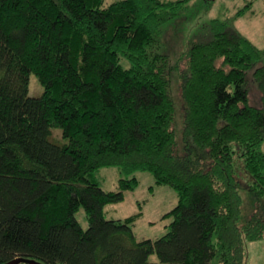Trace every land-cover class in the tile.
<instances>
[{
	"label": "trees",
	"instance_id": "obj_1",
	"mask_svg": "<svg viewBox=\"0 0 264 264\" xmlns=\"http://www.w3.org/2000/svg\"><path fill=\"white\" fill-rule=\"evenodd\" d=\"M190 2L0 0V264H245L248 242L264 239V47L232 25L253 0L187 22L177 51L169 32ZM104 166L118 168L116 190L96 178ZM139 170L177 196L155 239L135 235L140 212H103ZM242 174L255 199L244 221Z\"/></svg>",
	"mask_w": 264,
	"mask_h": 264
},
{
	"label": "rangeland",
	"instance_id": "obj_2",
	"mask_svg": "<svg viewBox=\"0 0 264 264\" xmlns=\"http://www.w3.org/2000/svg\"><path fill=\"white\" fill-rule=\"evenodd\" d=\"M249 0H191L185 15L187 16L178 22L169 32L170 44L174 50L182 49V37L185 35L183 27L187 22H192L193 26L206 23L214 17L230 18L237 8L242 7ZM192 18V20H189ZM189 24V23H187ZM232 25L247 36L255 45L264 47V1L253 0L250 10L244 15L232 20ZM188 28V26H187ZM189 30V28H188ZM251 80V77H250ZM250 99L254 104H259L260 94L257 88L250 82ZM43 92V86L34 73H30L28 82V94L39 96ZM172 97L176 108L175 128L180 131L182 128V108L179 98L176 81L172 84ZM60 134L58 128H52L50 139L54 142L63 141L62 137L54 138L55 134ZM60 136V135H59ZM139 184L133 190H125L122 200L109 203L103 208L106 218H125L131 214L140 212V215L133 223V231L138 238L155 239L162 235L172 219V214L168 211L176 204L177 196L175 190L167 184H158L148 171H136ZM101 187L106 190H116L120 172L115 166H104L95 171ZM247 176L242 174L240 185H242V211L239 218L244 221L254 207L255 199L245 188ZM264 201V197H263ZM76 217L82 227L87 226V219L82 208L76 212ZM149 259L158 262L154 253ZM160 264V263H159ZM245 264H264V239L249 241L247 244V256Z\"/></svg>",
	"mask_w": 264,
	"mask_h": 264
},
{
	"label": "water",
	"instance_id": "obj_3",
	"mask_svg": "<svg viewBox=\"0 0 264 264\" xmlns=\"http://www.w3.org/2000/svg\"><path fill=\"white\" fill-rule=\"evenodd\" d=\"M21 263L23 264H43L35 259L25 258V257H15L4 264H21Z\"/></svg>",
	"mask_w": 264,
	"mask_h": 264
}]
</instances>
